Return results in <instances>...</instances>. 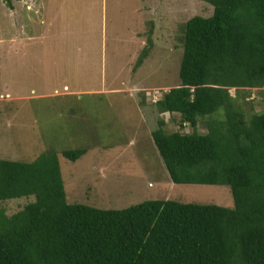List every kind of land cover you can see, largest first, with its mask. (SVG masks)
I'll return each mask as SVG.
<instances>
[{"label": "trees", "instance_id": "16d2710c", "mask_svg": "<svg viewBox=\"0 0 264 264\" xmlns=\"http://www.w3.org/2000/svg\"><path fill=\"white\" fill-rule=\"evenodd\" d=\"M202 1L212 14L184 23L180 84L155 104L192 131L169 132L158 119L150 134L173 183L225 184L233 207L70 204L55 151L29 162L0 158V201L35 197L11 215L0 208V264H264V111H244L229 92L264 87V0ZM220 108L223 118L212 117ZM85 152L61 154L74 161Z\"/></svg>", "mask_w": 264, "mask_h": 264}, {"label": "rangeland", "instance_id": "374dc122", "mask_svg": "<svg viewBox=\"0 0 264 264\" xmlns=\"http://www.w3.org/2000/svg\"><path fill=\"white\" fill-rule=\"evenodd\" d=\"M12 5L0 0V158L29 162L55 151L70 204L120 209L170 199L233 207L225 184L173 183L150 134L158 119L169 132L192 131L155 104L180 84L184 23L210 16L212 5L202 0H13ZM146 46L147 57L135 67ZM229 92L238 95L236 104L244 111H264V87ZM223 116L222 108L212 115ZM206 122L199 121L198 132L207 131ZM77 148L86 152L74 161L61 154ZM34 200V195L1 200L0 208L11 215Z\"/></svg>", "mask_w": 264, "mask_h": 264}, {"label": "crops", "instance_id": "0c3cea01", "mask_svg": "<svg viewBox=\"0 0 264 264\" xmlns=\"http://www.w3.org/2000/svg\"><path fill=\"white\" fill-rule=\"evenodd\" d=\"M143 9V8H142ZM146 18H144V20H145ZM146 21V20H145ZM145 21L143 22V24H145ZM140 25V24H139ZM147 41V40H146Z\"/></svg>", "mask_w": 264, "mask_h": 264}]
</instances>
